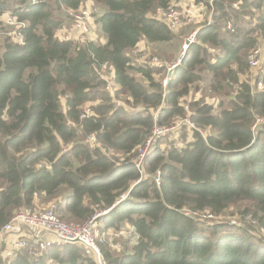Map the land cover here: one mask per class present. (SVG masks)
<instances>
[{
	"label": "trees",
	"instance_id": "16d2710c",
	"mask_svg": "<svg viewBox=\"0 0 264 264\" xmlns=\"http://www.w3.org/2000/svg\"><path fill=\"white\" fill-rule=\"evenodd\" d=\"M172 1L0 0V31L6 33L4 17L13 16L24 41L1 39L0 230L17 211L55 201L54 214L65 223L81 225L107 211L94 232L128 236L130 247L97 242L105 264H264V244L250 231L192 217H219L247 201L264 228V123L252 129L264 119V92L240 80L248 52L264 37V0H199L211 21L197 29L164 87L158 77L165 69L138 64L128 52L141 41H172L173 32L152 16ZM85 2L100 12L92 15V38H57L59 12L90 7ZM103 65L114 98L98 75ZM204 72L220 99L216 106L204 97L190 101L186 118L184 103L192 90L197 95ZM261 75L264 81V55ZM118 99L142 112L116 107ZM87 104L91 115L81 118ZM185 118L194 128L181 123ZM179 121L182 136L190 134L183 147L156 145L141 157L154 124ZM0 264L96 261L79 245H51L36 260L23 250L0 254Z\"/></svg>",
	"mask_w": 264,
	"mask_h": 264
},
{
	"label": "built area",
	"instance_id": "2783aa9c",
	"mask_svg": "<svg viewBox=\"0 0 264 264\" xmlns=\"http://www.w3.org/2000/svg\"><path fill=\"white\" fill-rule=\"evenodd\" d=\"M212 1L213 0H208V3L211 4ZM235 7L236 5L234 4L233 8ZM68 13L69 16L67 18V22H69V25L66 22L63 23L60 29L57 31L56 37L63 41H71L76 44L84 43L85 41L89 40L88 36L90 35L89 33L91 32V29L94 25V17L92 16L91 12L86 8H80L76 11H69ZM155 13L156 16L154 18L158 22L165 25L172 32H177L182 27L199 23L200 18H203V20L208 24L211 21L212 15L211 11H205L204 5L202 2H198V0H173L166 9H157ZM4 20L6 24L5 35L23 45V37L19 32H17L15 27V18L9 15L5 16ZM227 30L232 33L235 31L231 24L227 25ZM196 34L197 31H193L189 36H187V38H185L181 49V56L175 63L167 66L166 64L156 61L153 64L155 68L166 70L167 77L163 82L164 87L168 82L171 71L179 65L180 59L183 57L188 47L195 43ZM263 46L264 41L261 44L257 43L256 46L250 49L248 52L246 62L249 69L261 70L264 55ZM108 72H110V70L107 68V66L103 65L101 70L98 71V75L102 78V75ZM105 90L107 92L109 90V85L107 82L105 85ZM254 91L264 92V81L262 75H259L256 79ZM116 107L121 106L117 103ZM135 110L137 112L140 111L139 108ZM88 116L89 115L87 113L81 114V118ZM181 123H185L191 128H194L193 125L189 123L188 119L183 120ZM260 123L264 122H262L261 119H257L255 126L252 129L254 130ZM180 124H178L175 128H178ZM167 130H169V128L159 127L157 124L153 125L151 135L148 138L146 146L142 152V158L145 153H147V148L153 143H156L162 137V132H166ZM199 133L202 135V132ZM89 140L94 141V138L91 137ZM140 162L138 165H140ZM154 182L157 185L159 184V172H157V174L154 176ZM55 208L56 205L53 204L49 208L40 211H33L29 209L17 211L0 230V237L14 235L16 236V239L9 244V250H6V247L2 241L1 245L4 250L2 249L0 254L12 256L15 251L23 250L26 251L31 259L36 260L41 258L46 249L51 245H79L94 255L96 264H105L97 243H102L103 241L101 239H103V237L94 232V229L96 227V219L102 214H105L107 211L94 214L84 223V225L78 227L59 220L54 214ZM208 215L214 218V216L210 213ZM221 223L222 222H218L214 224L217 225ZM45 237H47V239H45ZM98 237H101V239H97Z\"/></svg>",
	"mask_w": 264,
	"mask_h": 264
},
{
	"label": "rangeland",
	"instance_id": "374dc122",
	"mask_svg": "<svg viewBox=\"0 0 264 264\" xmlns=\"http://www.w3.org/2000/svg\"><path fill=\"white\" fill-rule=\"evenodd\" d=\"M84 6L92 7V8L84 7L86 9H88L92 15L95 11H96V14H98V15L100 14V12L97 13L99 10L98 7L94 8V5L86 4V2H85ZM102 11L104 12L105 10L103 8H101V12ZM155 12H153V15H152L153 17L156 16ZM59 14L62 15V18H64V23L66 22L69 25V22H67L68 21L67 18L69 16V13L65 10H62V12H59ZM2 24H3V26H6L5 20H3ZM2 24H1V26H2ZM203 24H206V22L203 20V18H200L199 23L191 24L189 26L182 27L179 31L173 32L174 36H173L172 41L167 43V44H164V45H149L145 41H141L136 46V48H134L132 51L128 52V56L131 59H133L135 62H137L138 64L139 63H142V64L145 63V64L150 65L153 68H155L153 66V64L156 61H159L160 63L166 64L167 66H170L180 58L181 49H182L183 41L185 40V38H187V36H189L193 31H197V29H199V27ZM93 27L95 28V25H93ZM4 37H6L5 28L3 29V31H0V47H1V43H2L1 39ZM88 38H92V37L88 36ZM93 39L95 41H102L103 40V39H99L98 34L96 36V33H95V36ZM257 41L260 44L263 43L264 37H262V35L261 36L258 35ZM166 75H167V73L165 71H163V74L160 73V76L158 77V79H161L162 85L166 79ZM202 75H203V81L198 86L199 90L197 91V95H195L196 91L192 90L190 95L186 98V101L184 103L185 104L184 106L187 109L186 110V112H187L186 118L188 117V112H190L186 105H188L190 101H193L194 99H197V98L204 97V99L207 103H210V104H213L214 106H216L219 99H220L210 90V85L208 83L209 74L207 72H204ZM259 75H261L260 69L259 70H252V69H249L247 67V70L244 72V74L240 75L241 76L240 80L245 79L251 85L252 90H254V85H255L256 79L258 78ZM102 78L108 83V85H109L108 93L114 98L115 85L112 82V74H110V72L105 73L102 75ZM231 94H230V96H231ZM114 102H115V105L118 103L121 107L126 109V111H128L129 114H135V113L142 112L141 108H139L140 111L137 112L135 110L137 108L132 106L131 104L125 102L124 99L114 100ZM90 105L91 104H87L84 106L83 111H82L83 114L87 113L88 115H91V112L88 110ZM152 113L154 115L156 114V112L155 113L152 112ZM154 119L156 120V117H154ZM185 119H183V120H185ZM261 121L264 122V119H261ZM180 122L181 121L176 122L174 125L167 127V128H169V130H167L166 132L161 131L163 133L161 135L162 137L160 136L161 138L156 143H153L151 146H149L147 148L148 149L147 152H149L151 149H153L156 145L161 147V148H167L171 142L174 143L175 147H183L185 145L186 141L189 139L190 134H189V130H188L187 134H185L183 137L181 134V131L179 130L181 128V126H179L178 128H175L178 124H180ZM164 128H166V127H164ZM170 128H175V129H170ZM187 128L190 129L189 127H187ZM87 142L89 144H91L92 147L95 146L94 141L90 140ZM53 204L56 205L55 201H47V202L42 201V202L37 203V207H38V210H44V209L49 208ZM253 213H254V209L252 208V206L249 202L240 201V202H236L234 204L229 205L228 208L222 213V215H219L220 217H218V218L210 217L208 215L209 212H207V211H203L200 213L193 214L192 217L198 223L205 224L208 226H213V225H215L214 223L222 222L221 224L225 225V227L229 226V227L234 228V229L237 228L240 231L241 230L250 231L249 233L256 238V240H255L256 242H259V243L262 242L264 244V228L260 227L257 220L252 217ZM84 223L81 225H75V226L79 227V226L84 225ZM70 225H74V224H70ZM95 232L100 236L98 231H95ZM126 237H128V236H126L124 234H119V232H113L108 238L103 237V239H101V237H98L97 239H99V240L101 239L102 241L107 240V241H110L112 244H117V245L121 244L122 247H125V246H129V244L126 242V240H124V238H126ZM45 239H47V237H45ZM257 239L260 241H257Z\"/></svg>",
	"mask_w": 264,
	"mask_h": 264
},
{
	"label": "crops",
	"instance_id": "0c3cea01",
	"mask_svg": "<svg viewBox=\"0 0 264 264\" xmlns=\"http://www.w3.org/2000/svg\"><path fill=\"white\" fill-rule=\"evenodd\" d=\"M101 42H103V40ZM15 239H16V236H14V235H9V236H6V237H0V251H2V249H3L2 245H1L2 241H3V243H4L5 247H6V250H9V247H8L9 244L12 241H14Z\"/></svg>",
	"mask_w": 264,
	"mask_h": 264
},
{
	"label": "water",
	"instance_id": "95a60500",
	"mask_svg": "<svg viewBox=\"0 0 264 264\" xmlns=\"http://www.w3.org/2000/svg\"><path fill=\"white\" fill-rule=\"evenodd\" d=\"M181 59H182V57H181ZM138 169H141V165H138Z\"/></svg>",
	"mask_w": 264,
	"mask_h": 264
},
{
	"label": "clouds",
	"instance_id": "9594fccd",
	"mask_svg": "<svg viewBox=\"0 0 264 264\" xmlns=\"http://www.w3.org/2000/svg\"><path fill=\"white\" fill-rule=\"evenodd\" d=\"M180 61H181V59H180ZM180 63V62H179Z\"/></svg>",
	"mask_w": 264,
	"mask_h": 264
}]
</instances>
